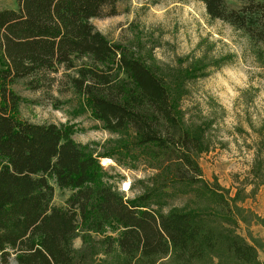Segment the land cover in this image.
<instances>
[{"label":"trees","instance_id":"trees-1","mask_svg":"<svg viewBox=\"0 0 264 264\" xmlns=\"http://www.w3.org/2000/svg\"><path fill=\"white\" fill-rule=\"evenodd\" d=\"M14 1L0 9V264L11 257L17 264H94L95 255L114 251L122 264H161L165 257L196 264L206 256L215 264H262L255 244L235 228L263 223L241 203L264 183V122L255 129L247 174L229 195L204 180L196 162L209 147L208 123L184 119L179 105L186 83L221 59H177L170 67L110 41L90 20L116 14L125 0ZM199 1L210 19L264 44V1ZM60 68L77 101L73 115L88 111L115 135L106 151L77 143L73 123L21 117L22 98L12 86L28 79V89L51 88L50 74ZM102 157L127 168L142 161L155 173L142 192L125 198ZM51 181L71 191L62 206L51 204ZM187 194L186 203L163 210Z\"/></svg>","mask_w":264,"mask_h":264},{"label":"rangeland","instance_id":"rangeland-1","mask_svg":"<svg viewBox=\"0 0 264 264\" xmlns=\"http://www.w3.org/2000/svg\"><path fill=\"white\" fill-rule=\"evenodd\" d=\"M226 2L234 5L232 0ZM14 7V0H0V9ZM115 8L116 14L92 18L91 23L110 41L130 46L147 61L155 60L171 67L177 59H221L220 64L207 69L205 76L186 83L187 93L179 105L184 119L208 123L205 135L209 147L196 157L202 178L215 181L231 195L237 180L247 174L257 139L255 129L264 122V44H253L227 23L210 19L199 0H125L116 3ZM63 72L60 68L50 74L54 81L48 89H28L25 85L28 79L15 83L12 88L22 98L20 115L36 123H73L78 131L72 138L100 154L111 145L115 135L101 129L88 111L73 115L77 101L66 86ZM102 158L100 164L112 176L109 181L125 198L142 192L148 178L155 173L142 161L127 168L114 158ZM51 184V204L64 205L71 191L53 181ZM189 197V194L175 196L163 210L181 206ZM241 204L263 223H238L235 231L255 244L257 259L264 264V183ZM73 247L82 248L80 237L73 240ZM168 260L165 257L159 263L171 264ZM122 261L114 251L95 255L93 263L122 264ZM215 261L214 257L206 256L196 264H215ZM9 263L17 264L12 257Z\"/></svg>","mask_w":264,"mask_h":264}]
</instances>
